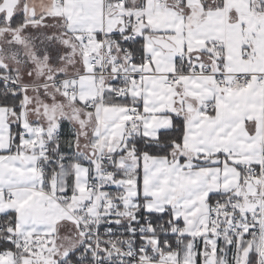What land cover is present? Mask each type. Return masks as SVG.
Listing matches in <instances>:
<instances>
[{
  "label": "snow or ice",
  "instance_id": "1",
  "mask_svg": "<svg viewBox=\"0 0 264 264\" xmlns=\"http://www.w3.org/2000/svg\"><path fill=\"white\" fill-rule=\"evenodd\" d=\"M0 264H264V0H0Z\"/></svg>",
  "mask_w": 264,
  "mask_h": 264
}]
</instances>
